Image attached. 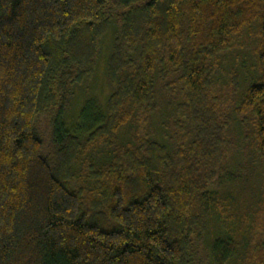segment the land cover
<instances>
[{"label":"trees","instance_id":"1","mask_svg":"<svg viewBox=\"0 0 264 264\" xmlns=\"http://www.w3.org/2000/svg\"><path fill=\"white\" fill-rule=\"evenodd\" d=\"M114 22L104 109L67 125ZM252 26L255 80L225 113L209 93L216 57ZM247 111L264 158V0H0V264H224L235 235L211 240L208 260L199 245L210 211L232 204L209 183L235 177ZM159 113L163 141L149 132ZM235 120L240 139L225 134Z\"/></svg>","mask_w":264,"mask_h":264},{"label":"rangeland","instance_id":"2","mask_svg":"<svg viewBox=\"0 0 264 264\" xmlns=\"http://www.w3.org/2000/svg\"><path fill=\"white\" fill-rule=\"evenodd\" d=\"M115 26V22L111 23L100 39L99 56L93 75L81 84L74 85L71 89L70 105L65 110L67 125L68 122H73L75 117L78 124L93 120L99 114V110L104 109L105 100L111 90L105 74V59L109 52ZM258 39L259 36L255 32V26H252L251 29H244L241 35H233L230 39L229 49L222 51L216 57L219 67H215L212 71L209 93L211 92L216 97L220 110L225 113L231 114L229 105L236 106L240 102L247 85L255 80L257 65L254 47L258 43ZM231 81L235 82L234 88ZM79 107H81L80 110ZM82 109H85V111L82 112ZM172 110L174 111L171 114V119L183 117L178 108L171 107L170 112ZM232 116L234 117L233 114ZM244 117L246 127L242 129L243 132L245 129L246 138L243 132L241 136L242 145L245 144L244 156L236 153L231 161L234 147H232L230 153L226 154L227 161L230 160L231 162L226 163L225 167L235 177L231 181L223 179V182L212 181L209 183V188L225 193L229 203L232 204L225 212L221 208H216L218 212L210 211L206 221L204 238L202 244L199 245L200 251L198 253L199 257L204 260L209 258L210 241L221 236L223 232H229L237 237L239 244L237 245V252L224 264H240L243 262L257 264L256 257H262L260 264H264V158L257 154L256 144L258 141L248 111L245 112ZM47 118L48 116H40L37 124L38 129L45 133L49 129ZM164 118L165 115L159 113L155 116L153 124L151 123L152 130L149 129L150 134H152L151 137H158L162 141L165 139L162 135L165 130L162 129L160 122ZM239 127L235 120L234 124L226 128L225 134L234 137V134L238 133L240 139ZM143 130L141 127L139 128V135L143 133ZM130 131L132 130L130 129ZM116 135L120 144L124 141L132 143L126 128L118 130ZM98 145L92 150L87 149L88 151L80 156L79 161L75 163L73 168L76 170L82 164H92L88 163L90 162L89 158L92 155L97 157L100 152ZM95 152L96 154H94ZM242 158H245L247 163H239ZM83 159L85 163H82ZM79 184V179L71 181V186L74 188L78 187Z\"/></svg>","mask_w":264,"mask_h":264},{"label":"bare ground","instance_id":"3","mask_svg":"<svg viewBox=\"0 0 264 264\" xmlns=\"http://www.w3.org/2000/svg\"><path fill=\"white\" fill-rule=\"evenodd\" d=\"M245 87V86H244ZM243 89V88H242Z\"/></svg>","mask_w":264,"mask_h":264}]
</instances>
